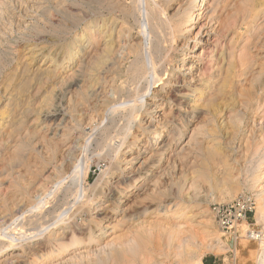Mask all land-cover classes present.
I'll return each mask as SVG.
<instances>
[{
	"label": "rangeland",
	"instance_id": "obj_1",
	"mask_svg": "<svg viewBox=\"0 0 264 264\" xmlns=\"http://www.w3.org/2000/svg\"><path fill=\"white\" fill-rule=\"evenodd\" d=\"M41 1H43L42 4L36 3L37 2L36 0H16V1L15 0H4V6L2 8V15H3L2 21L3 20L4 21L0 22L1 23L0 24V36H1L0 37V63H1V65L2 64L5 65V66L0 65V70H1V72H0V79H1L0 80V99L1 100H0V102H2V103L7 101L6 99H7L8 95L10 94L9 90L7 92H5L6 88H4L7 83L9 84V81L5 83L6 77L9 76L13 70H15L16 68L20 67V65H22V63H20V62L22 59L25 58V56H26V60L30 59L27 52L31 46H35L37 51L42 52L40 57L43 56L46 59L47 57H50V55H53L55 58L54 59L55 61L56 60L62 61L64 59L63 58V54L65 52L64 49L69 48L70 45L76 44V42L78 40H80L79 38L83 34L84 29H86L91 23H97V22L99 23L105 18H114V17H115L114 19L120 25L118 26L119 29H116L117 31L113 32V38L118 39L119 38V31L118 30L122 29V32L125 34L122 35L121 38H119V39L122 40L121 43H124V44L127 43L130 45H127V48H125V46L123 45L124 50L125 49L126 50L124 51L123 48L121 47V51L118 50V52H116L114 54L115 57L119 60H117L114 57V55L110 56L106 60L107 62L105 61V63H103L98 68L95 65V61L98 59V57L101 54V48L99 47L96 49L95 55L93 57L91 56L89 58L90 60H88V62H87V59H85L79 68H78V66L77 67L75 66V68L76 69L78 68V69L76 70L74 75H72L71 77H68L69 79L66 78L64 80V82H59V81H57V79L47 80V82L45 79L42 83H38V81L32 82L31 87H30L31 90L29 89V91H27L28 93L26 92V94H24L22 96V98H27V100L29 99V101H30V104H29L30 105V111L27 112L25 114V117H24L25 121H24L23 127H25V128L24 129L22 128L20 130L23 132L18 131L19 133L16 136L19 138V140L15 141L17 139V137H15L14 139L6 141L4 147L2 149H0V159L2 160V161L0 160V167H2L3 164L5 163L4 161H6V163L4 164V168L6 171L5 170L3 171V167L0 169L1 170L0 171V196L3 195V197H4V200H3V198L2 199L0 198V202H1L0 207L3 206L1 209H4L3 211L0 209L2 211V212H0V221H1V224L2 223L4 224V225L0 224L1 225V227H0V233H1L0 234V248H1L0 254L2 252V249H5V246L8 245L7 244L8 239H6L2 235L3 232H5V231H6L5 233H7V231H9L7 234H9V235L12 234L13 236L18 235L20 232L22 234H25V235L27 233L29 235L31 233L34 234V233H37V231H38L37 229L40 230V229L46 228V226H51L53 224L52 221L54 222L57 219L58 215L65 212V211H67V212L70 211L69 212L70 215L74 214L76 217H79L78 218L79 222L81 221V219H84L85 217H86L85 219H89L90 218L89 213L87 215V212H85V211H84V213H83V211L80 212L82 214V215L80 214L82 217L78 215L79 210H80V209H78V212L76 211V209L79 208V206H76V205H78V201H77L78 199L76 200L73 197H77L78 192L76 190L78 188H81V186L83 184L86 185L88 183H92L100 175V173H102L101 171L107 169L110 165V167L108 168L109 171L108 172L106 171V173L108 175H104V177H105L104 180L106 181V183L108 181H110L109 187L106 188L105 190L109 191V190L113 189V191H115V192L117 190L118 192L115 194L116 200L118 201V203L121 206L124 207V209H127L126 212L122 213V211H121L120 216L119 215L117 216V218L120 219L118 222L119 225L117 224V228L115 230V231H117V235L120 234V232L121 233H123V232L127 233L129 231H134V230L140 228L141 226L150 227L149 224H152V222L155 221L154 217H151L152 215L150 214V212L155 210L156 207L159 205L171 206V205L177 204L178 205L177 208H179V207L183 208L185 215L190 216V217L185 218V219L182 218L181 219L182 221L181 220L178 221V224L181 225L183 223L185 225L178 226V224H176V225L174 224L175 227H174V225H171L172 227H174L173 230H175V232L173 234H171L172 235L171 237H170V234H168V233H171V230H168L167 232L165 231V232H163V234L161 233V234H157L156 236H150L151 245L148 244V247L146 248V250H148L147 256H149V258H146V255H142V256L140 255L134 259V262L128 263V264H142L143 262L146 264L148 261L152 262V261H155L157 259L159 262H162L164 264H178V261H179L178 256L179 255L177 252H179L180 249L182 251H186V249H187V251L189 250L190 252L194 250L193 251L194 252L193 259H195L196 261L200 257V255H202L203 261L200 264H235L237 261L235 251L232 250L231 248H228V247H227V251L226 250L216 251L217 249L215 248V244L218 242L217 241L218 239H221L226 245L231 246L232 244H230V241H232L234 233L237 232L239 234H249L250 235V230H260V226L256 222V209H253V211L249 212V214L247 216V221L238 223L237 224L238 226L236 227V229H233L231 231L232 233L223 234L224 233L223 230L220 229V227L218 226L217 220H215L213 208L217 204L228 203V202L233 201V199H235L238 195H240L243 192L252 196V198L255 201V206H257L256 201L258 200V192H257V190H259L258 186L261 185L263 182L262 180H264V178H262V179L257 178L258 164H260L264 160V134H263L264 133V102H263L264 101V63H262V62H264V59H263L264 58V32L261 31V27L259 29L260 25L262 27H264V24H263L264 18L262 20L254 22L255 20L249 21V20L243 19V17H241V14H239V16L237 17V14H236L237 10H236V12H233V11H235V8H238L237 7L238 5H241L242 0L241 1L239 0L240 2L238 0H236L237 2H234V0H230V1L229 0H227V1L226 0H220L218 3V6L214 7L215 10L214 9H213L214 11L212 10L213 12L210 11V13L207 14L206 17L204 16L205 18L201 16L198 19L197 23H195L194 28L189 33H186V30L188 28L187 22L190 19L189 15L191 12L190 9L187 8V6L184 8V6L186 4H184L183 2H185L186 0H147V2H149L148 4L150 5V7H153V8H156L155 3L157 2L159 4L158 6L160 7L159 9L165 10V13L161 12V15L163 17V18L162 17L161 18L163 20H167L166 21L167 24L166 23L163 24L164 21L160 22L161 26L159 23L157 24L156 29L158 31L156 32V30L155 31L153 30V32H156V33L154 34L152 32L153 33L152 34L153 38H152V37H149L148 35L146 37L142 36L144 34L141 33V29L143 30V25L146 22V18L144 15L141 14V8L140 7H139L140 10H138L137 5L134 6L135 3H134V5H132V0L131 1L130 0H118V1L117 0H82V1L81 0H59V1L58 0H53V1L52 0H41ZM119 1L121 3H118ZM209 1H211V0H209ZM19 2H21V3L19 4ZM142 2L144 5V0ZM30 3H31V5H30ZM55 3H56V5H54ZM28 4L31 7H32V5L37 6L38 10L37 9L36 10L38 12L30 11L31 7H29ZM57 4H60V5L57 6ZM111 4L112 5L116 4V6H118V5H126L127 6L128 5V7L131 8L132 13L135 11V8H136L137 12L136 13L134 12L133 14L132 13L131 14H132V16L134 14H136V16L138 17L137 21L140 24L138 22L136 23V19H135V22H134V19H132V18H135L136 16L131 17V15H129L126 17L123 12L118 10L119 9L118 7L116 9L112 8ZM231 4L233 5L234 9H233V7H231L232 6ZM73 5H75V7ZM224 5H226L227 7ZM222 6L224 8H228V9H226V11H225ZM221 7L223 8L222 9L223 12L221 10ZM229 7H231L232 11H230ZM132 8H134V10ZM69 9H70V14H71V12H73V15L71 17L67 16V12H69L67 10H69ZM157 9H158V7H157ZM46 11H47V13H46ZM219 11H221V14ZM172 12H174V13H172ZM228 12H229V15H228ZM81 13H82V15H81ZM25 14H26V16H24ZM224 14H225V17H223ZM226 14L228 15V17L226 16ZM230 14H232V16ZM29 15L30 16L32 15V18L28 17ZM235 16L237 17V19L235 20L236 24L234 23L235 24V27H234L232 25H233ZM53 18H57V19H53ZM121 18H123V19H121ZM221 18L224 20V22H222V23L224 24L225 30H227V31H225L224 27L221 26L222 25L221 21H223ZM230 18L232 19L231 22H230V20H231ZM142 19H144V21ZM216 19L220 21V22L218 21L219 27L221 26L220 30L223 29L224 31H221V32L219 31L218 22ZM132 21L134 23H136L137 25L134 24ZM210 21H211V23H210ZM123 22L127 23L125 26L126 28H124V29L121 27ZM238 22H240V24ZM257 22L258 23L260 22V23L257 24ZM21 23H23V24H21ZM27 23H29V24H27ZM45 23H47V25H44ZM241 23H243V24H241ZM238 24L241 26H239ZM23 25H25V26H23ZM48 25H49V27H48ZM140 25H141V28H140ZM162 26L165 28L163 29ZM167 26H169L168 28H170V30H167L168 29V28H166ZM120 27H121V29H120ZM128 27H129V30L127 32ZM200 27H202V28H200ZM232 27H234V28H232ZM22 28H24V29H22ZM130 29L132 31H130ZM256 29L258 31L260 30L259 31L260 33ZM6 30H8V31L6 32ZM10 30L12 32H10ZM181 30H183L182 36H177V35H179ZM198 30H199V32H197ZM236 30H237V32H236ZM239 30H241V31L239 32ZM255 30H256V32H255ZM165 31L167 32V34H165L166 33ZM171 32H173V33H171ZM196 32H197V34H195ZM170 33H171V37H170V35H168ZM234 33L236 34L235 37H234V35H235ZM245 33H247L248 36ZM258 33H259V35L261 34L260 37L258 36ZM126 34H129L127 38L125 36ZM255 34H257V35H255ZM231 35H232V38H235L234 40L231 38ZM253 35H255V38L252 37ZM194 36H195V38H194ZM197 36L201 37V39L203 41L202 45L200 46L199 52L202 51V49L203 50L208 49L209 51L208 50L204 51L207 57L205 60H203L201 63H199V65H201V67H199L197 70L193 71V74L190 76V78H192V79H191V82L189 83L188 86L184 87L182 84H179V85H175V86L173 85V86L168 87V88H162L160 81L158 80V82H157L156 81L157 79L155 80V78H153L150 75V73L143 74L145 76V78H144V76H141V75H139V76L137 75L138 78H137V76H134V71H133L134 69H133V63L132 62L135 61L134 60V59H136V58H134V57H136L135 52H138V50L141 49L140 52L141 53L144 52V54H146V57L149 56L147 54L148 50H151L152 52L154 51L153 57L158 59V60H156V63L158 62L157 63L158 66L160 64V66L158 67V68H160V67H163L162 65L164 63V60H165V64L168 62V58L171 55H174L178 52L180 54H186L187 55L188 49L190 48V46H188V44L193 46L194 42H195L194 40L197 39L196 38ZM189 37L191 39H189ZM239 37H240V39H238ZM242 37H243V39H242ZM245 37H247V38H245ZM249 37H251V38H249ZM46 38H48V39H46ZM154 38H156V39H154ZM230 38L232 39V41L234 43L233 45L231 44ZM252 38L254 39V41ZM127 39H129V41ZM247 39L248 40L252 39V40L247 41ZM35 40H37V42ZM140 40H142V41H140ZM240 40H242V41H240ZM137 41H139V43ZM219 41L221 44L219 43ZM256 41H257V43H255ZM251 42H253V43H251ZM134 43H135V45H134ZM214 43L216 46L213 45ZM247 43H248V45H247ZM82 44H84V43H82ZM145 44H146V46H145ZM251 44H253V45H251ZM45 45H47V46H45ZM244 45H246V46H244ZM74 46H76V45H74ZM132 46H134V49L136 50L135 52L130 50ZM154 46L155 47L157 46V48H156L157 50H158V47H161V48H159L160 51H158L157 54H155L156 49ZM227 46H229V47H227ZM231 46H234V48H232ZM251 46L253 47L252 49L250 48ZM80 48L84 52L87 50L88 47H87V45L86 46L83 45ZM196 48L194 49V51L196 50ZM212 48H214V49H212ZM220 48L222 49V53H220L219 60H221L225 56L224 58L227 61V63H225L226 66L224 65V66H222V68L220 67L219 69H221V71L218 68L213 67L214 71H212L213 69L211 68L212 67L211 64L215 62L214 59L216 58V56L214 53L213 54L214 57H213L211 52H214V50H216V49H217V52H220L219 51V50H221ZM230 48H231V51H229ZM119 52H122V54ZM223 52H224V54H223ZM167 53H169V54H167ZM244 53H248L249 55L251 54V56L246 57V54H244ZM48 54H50V55H48ZM232 54L234 57L232 56ZM155 55H158L157 56L158 58ZM230 55L233 58L230 57ZM242 55L244 56L245 59L243 58ZM40 57H37L32 64L34 65V64L39 63L41 60ZM241 57L243 58V60H246L247 58H251V59L247 60L248 61L247 63H245L246 61H241L242 62L241 63L240 62V59L242 60ZM160 58H161L162 62L160 61ZM234 59H236V62H234L235 61ZM64 60H66V59H64ZM79 60H80V58L78 59V61ZM91 60H92V62H91ZM120 60H121V62H119ZM189 60H190V58L187 59L185 62H183V65L184 64L190 65ZM147 63H149V60H147ZM233 63H234V65H233ZM237 63L239 64V66H237L238 65ZM240 63L241 64L245 63L246 65L245 64L241 65ZM248 63H249V65H248ZM218 64H220V61H218ZM229 64L232 65V68L230 71L231 75H230V84H229L231 87L229 85L227 86L228 89L225 90L224 95H221L220 99H222V100H220L219 103L217 102L216 106L211 107L209 109L207 108V110L205 108V110H206L205 111L204 108L201 107V105L203 103L195 100L194 98H197L200 95V93H199L200 91L206 90V88H205L206 82L208 83L209 81H215L216 84H219V82H221L225 78V75L223 76L224 78L222 77V75L225 73L227 75V70H226L227 68L226 67H228ZM255 64H256V66H255ZM65 65H66V62H64L63 65H59V67H61V69H63L65 67ZM130 65H132V67H130ZM206 66L208 69H211L212 72L210 71V73H209V70L206 68ZM240 66H244V67H240ZM129 67H130V70H129ZM181 67H183V66H181ZM181 67H178V68H181ZM204 67L207 71L204 69ZM83 68L85 69V71ZM150 68H152V66L149 63V70H150ZM224 68H225L226 72H225ZM258 69H260V70H258ZM174 70H175V68L172 69L171 73L172 72L174 73ZM222 70H223V72H222ZM205 72L209 73V75ZM216 72H218V73L216 74ZM243 72H244V75H243ZM253 72L255 75H253ZM251 73L253 76L251 75ZM237 74H242V75H240V77H236ZM147 75H148V77H147ZM218 76L220 78H218ZM130 78L134 79L137 82H135L134 80L132 81ZM190 78H189V80H190ZM233 78H234V80H232ZM127 79H129V80H127ZM140 79H142V80H140ZM253 79H254V81H253ZM149 80H150L151 84L149 83ZM96 81H98V82H96ZM143 81H145V82H143ZM151 81L153 82V85H152ZM248 81H249V83H248ZM138 82H139V85H137ZM203 82H205V83H203ZM105 83H106V85H105ZM120 83H121V85H120ZM39 84H40V86H39ZM238 85L239 86L242 85V86L239 87ZM37 86H38V88H37ZM53 86H54V88H53ZM122 86H123V88H122ZM137 86H138V89H137ZM148 86H149V89H148ZM134 87H136L135 89H137V91L134 89ZM48 88H50V92L48 91L49 90ZM145 88L148 89V92L150 95L149 94L147 95L148 92L147 93L145 92V91H147ZM236 88L238 91L236 90ZM86 89H87V91H85ZM119 89H120V91H119ZM34 90H36V92H34ZM157 90H159V91H157ZM167 90H168V92H167ZM170 90L172 93L170 92ZM74 91L76 92L77 95L74 93ZM118 91L121 92V94H119ZM150 91H151V93H150ZM240 91L243 93V95L240 93ZM131 92L132 93L134 92V93L132 94ZM182 92H186V95L183 96ZM15 93L16 92H14V94ZM225 93H226V95H225ZM43 94H44V96H43ZM107 94H108V96H107ZM142 94L144 95L143 97H145V100L151 102L150 104H147L145 106H143L141 104V97L142 96L140 97L139 95H142ZM163 94L166 96L170 95L169 96L170 100L166 101L167 103L159 98L160 96H164ZM254 94H255V96H254ZM112 95H114V96L112 97ZM117 95H119L120 98H122V99L117 97ZM145 95H147V96H145ZM192 95H194V97ZM214 95H212V96H214ZM227 95H229V97ZM240 95L242 98H240ZM70 96H71V98H69ZM127 96H129L130 98ZM138 97H140V98H138ZM245 97H247V99H245ZM135 98L137 101L134 100ZM131 99H133V100H131ZM237 99H238V101H237ZM120 100H122V101L120 102ZM129 100H130V102H127ZM180 100H183V103L181 105H178L177 102ZM243 100L244 101L248 100V101L243 102ZM68 101H69V103H68ZM138 101H140V103ZM218 101H219V99H218ZM221 101H222V104H221ZM123 102H124V104H122ZM2 103L0 104V108L3 107ZM71 104H72V106H71ZM131 104H133V105H131ZM115 105L119 106V107H116ZM123 105H125V106H123ZM257 105H258V107H257ZM110 106H112V107H110ZM154 106L159 107L160 110L156 109V111H152V107L154 108ZM259 106L261 107L260 109H259ZM70 107H72V108H70ZM186 108L188 110H186ZM202 108H203V111H202ZM39 109H40V113H39ZM107 109L109 110V112ZM162 109H164L167 112L169 110H170V112L173 111L172 112L173 116L171 118L173 121H175L176 126H178L180 128H182L184 126L182 128L183 129V141H181V144L178 147V150L180 149V153L177 154L178 156H175L172 159H169L167 161H162V163L160 162L161 165H159V167L156 168L154 172L160 171L161 168H165V166L166 165L167 166L165 169H163V171H161V173H159L160 174L158 176L159 178L158 177L154 178L157 182H154V179L151 182L146 181V183L143 184L144 188L140 191H137L136 192L137 194L133 193L129 197H123L124 193H126V192H124V189L122 187V185L124 186V182L121 183V186L118 185L120 189H118V188L116 189L113 187V182L116 181L115 177H116V175H118L120 173L119 170H121L120 160L115 158L116 152L112 151V153H111L112 155L110 156V154L108 152L105 153V150L107 149V146H109V143H111L110 147L112 146L111 148L114 149L115 144H116L117 140H119L120 135H121V138L127 137L129 139V142H131L133 140V138L131 136H132V134H134L135 132L138 131V128H140L139 126H141V124H143L152 115L153 112H154L153 115L156 116V113L159 111L162 112ZM231 110H232V112H231ZM258 111H259V113H258ZM72 112H73V114H72ZM205 112H206V114H205ZM220 113H221V115L219 116ZM125 114H126V116H125ZM186 114H188V115L186 116ZM131 116H132V118H131ZM192 116H195V117L191 118ZM182 118H184V119H182ZM71 121L75 125L71 124ZM151 121L152 122L150 123L149 127H147V128H149V130L152 131L155 128L154 126L158 125V119L156 117H153L151 119ZM50 123H52V124H50ZM63 123H65V126ZM125 123H126V125H124ZM73 125H74V127H73ZM33 126L34 127L38 126L37 130L35 132L33 130L34 129ZM196 126H198L200 128H198V130H196L197 129ZM28 127H29V130L26 129ZM55 128H56V130H55ZM120 129H121V131H120ZM74 130H75V132H74ZM193 130H194V132H195V130L197 131V132H195V135L193 134L194 132H192ZM232 130H233V132L234 131L235 132L233 133ZM76 131H77V134H76ZM26 132H27L28 137L25 136ZM38 132H39V134H38ZM61 132H63L62 135H61ZM119 132H121V133L119 134ZM74 133H75V136H74ZM196 133L198 136L196 135ZM55 134H56V136L57 135H59V136L58 137H52V135L54 136ZM89 134L92 136H90ZM116 134H117V136H115ZM189 134L190 135L193 134V137L190 136ZM79 135H80V137L82 136L81 139H79ZM174 135H176V131L171 134V136H174ZM106 137H107V139H106ZM108 137H109V139H108ZM114 137H116V139ZM189 137H191V138H189ZM52 139H54L53 140L54 142L51 141ZM113 139L116 141H114ZM191 139H193V140H191ZM55 140L59 141V143H56L57 145H55ZM81 140H82L83 144L81 143ZM97 140L102 145H104V147H105L104 149L103 148L101 149L100 146H98L99 143H97L98 142ZM104 140H106L105 141L106 144H105ZM64 141H67V142L70 141V143L71 144L73 143L72 145L75 147H73V149L71 148L70 150H63V148L66 149V146H64L63 148L62 147L59 148V145L61 143L63 145ZM88 142H89V144H87ZM34 143H35V146H34ZM18 144L22 145L25 152L28 151L26 153L27 154L26 158H28L29 160H33L36 158L35 161L36 160L43 161L47 164L49 169L46 168L45 170H43V168H42L43 166H40L42 164L40 163V165H39V164H37V162H35V167H37L36 169H38L37 179L39 180L40 183H42V184H40L38 182L39 187L36 185L37 186L36 188L38 191L36 190V188L34 186L33 187L31 186L28 189L22 190L20 193L17 192L15 194L16 195L15 196L11 192L10 186L12 184L11 182H12L13 178H15L16 175H18L16 171L19 172L18 168H20V166L18 164L19 163L18 161L11 162L9 160L10 155H11L9 153H11L12 149H14V146H16ZM81 144L83 146H85V148ZM79 145L81 147H83L82 148V149H84L83 151H81L82 150L81 147H78L80 149L76 148ZM102 145H101V147H103ZM205 146H206V151L204 150ZM216 146H218V147H216ZM110 147L108 149H111ZM86 148L88 149V151L85 150ZM44 149H46V150H44ZM74 149H77V150H74ZM71 150L72 151L74 150L75 152H77V155L74 151L71 153L70 152ZM106 151L111 152L110 150H106ZM4 152L5 153L7 152V153L5 154ZM43 152H44V154H43ZM81 152H82V154H80ZM87 152L89 155L86 154ZM184 152H187V153L183 154ZM2 153H4L5 155ZM48 153H49L50 157H49V155H47ZM7 154L9 155L8 156L9 158L6 156ZM31 154H32V156H30ZM107 154H109V155H107ZM180 154H182V155H180ZM206 154H209V156L207 157ZM65 155H67V156L70 155V156L65 157ZM149 155L150 154H147L146 156H149ZM2 156H4V157H2ZM81 157H84V158H81ZM88 157H89V159H88ZM112 157L114 160L112 159ZM160 157L156 156L155 159H153L152 161H149L150 164L152 165V164H156L157 162H159L157 160H159ZM177 157H179V158H177ZM69 158L74 161L73 164L71 163L72 160L70 161ZM64 159H65V161H64ZM75 159H77V160L79 159V160L77 162H75ZM84 159H88V160L85 161ZM67 160H69L70 162ZM82 161L84 163L85 162L87 163L86 166L85 165L83 166L84 163L82 164ZM112 161H114V162H112ZM60 162H62V164H59ZM63 162H64V164H63ZM89 162H90V165H89ZM167 162H168V164H167ZM57 163H58V165H57ZM69 163L71 164V165H69L70 167L68 166ZM218 163H219V165H218ZM59 165H61L62 167ZM73 165H75V166L73 167ZM57 166H59L61 169ZM76 166L81 168L79 170V171H82L81 174L78 171H77L78 173L76 171H74V170H77ZM150 166L144 165L142 170L145 171V168L150 167ZM219 169H220V173H219ZM46 170H47L46 174L48 176L45 173H43ZM66 170H67V172H66ZM72 171H74V172H72ZM164 171H166V173ZM261 171H263V169H261ZM5 172H6V174H5ZM20 172H22V171H20ZM50 172H51V174H50ZM222 172L224 175H222ZM15 173H16V175H14ZM54 173H55V176L56 175H58V176L54 177V175H52ZM22 174H23V172H22ZM71 174L72 175L75 174L76 176L78 175L77 178L79 177V175H80V177H79V179L73 180L74 177ZM4 176L7 177V178L5 177L6 179H8L7 181L4 178ZM44 176H45V178H44ZM46 176L49 178H47ZM81 176H83L84 179ZM136 176H138V175H135V177ZM220 176H221V178H220ZM262 176H264V174ZM85 177H86V179H85ZM62 179H64V180L66 179V181H64ZM134 179L135 178H132L131 180L133 181ZM157 179H159L162 182H160ZM23 180H25V179H23ZM232 180H235V181H232ZM73 181H74V183H73ZM223 182H225V183H223ZM66 183H68V184H66ZM55 185L56 186L58 185L57 187H59V188L57 189V187H55ZM78 185H80V186L78 187ZM158 185H159V187H158ZM228 185H230L231 187ZM51 186H52V188H51ZM72 186L73 187L77 186V187L73 188ZM234 186H236V187L241 186V187L239 188V190L237 189L238 191L236 192V191H233V189H232V187H234ZM71 188H72V190H71ZM51 189H52V191H51ZM54 189H55V192H54ZM149 189L151 190V192ZM70 190H71V192L75 191L77 194L75 192H73V193H75L73 196V194L70 192ZM154 190H156V191H154ZM47 191H48V193L51 192L52 194L49 193L50 195L48 196V194L46 193ZM142 191L145 192V194H147V195L144 196ZM185 191H186V193H185ZM187 192H189V193L191 192V193L187 194ZM232 192H235V193H232ZM35 193L39 194V196H40V197L38 196L39 199H38V197L35 198L37 196V194H35ZM94 193L90 192L88 194H90V196L91 195L93 196ZM98 193H99V191H97L96 194H98ZM5 194H6V196H5ZM65 194H67L66 195L67 197H65ZM71 194H72V196H71ZM138 194H142V195L139 196ZM100 195H101V193H100ZM137 195L139 196L140 199L137 198L135 200L134 198ZM8 196H10L13 201L15 198H16V200L18 199L19 202L16 200L14 202H12L10 197H8ZM25 196H28V198ZM19 197H20V199H19ZM49 197H51V199ZM68 197H71V198H68ZM32 199H33V201H31ZM66 199L68 201H66ZM1 200H3V201H1ZM9 201H11L12 204H11V202L9 203ZM20 201H22V202L25 201V204L21 203ZM38 201L39 202L41 201V204L43 201V204L45 203V205L41 206V204H40V209L38 211L31 210V206L33 205L32 202L36 203ZM61 201L64 202V206H62L63 204L61 203ZM69 201L72 203L69 204L70 203ZM74 201L76 204H74ZM2 202H4V204H2ZM20 203L22 204L21 206L19 205ZM129 203H130V205H129ZM6 204L11 205V206L6 208ZM73 204H74V206H73ZM4 205H5V208H4ZM58 206H60V207H58ZM70 206H71V209H70ZM130 206H132V209H130ZM13 207L18 212L20 210L21 211L19 213L17 211H14V210L11 211V208L14 209ZM147 208H148L147 214L143 215V216H146V218L142 216V217L135 220V216L137 215V213H142V211H144ZM55 209H56V211H55ZM129 209H130V212L128 211ZM5 211H6V213H5ZM13 211H14V213H13ZM74 211L77 213H74ZM29 212H33V213L35 212V213L33 214V213H29ZM1 213L3 216L1 215ZM21 214H22V216H21ZM123 214H126L127 217L130 216L131 220H129L128 222H131V221L132 222L131 223L126 222L123 218V216H125V215H123ZM23 215H24V217H23ZM3 217H4V219H6V218L7 219L4 220V219H2ZM17 217L18 218L20 217L22 219L20 220ZM132 217L134 220L132 219ZM148 217H151V219ZM15 218H16V220H15L16 222L14 221ZM17 219L20 221H18ZM38 219H40V220L38 221ZM143 219H146V220H143ZM3 220L5 222H3ZM22 223L23 224L25 223V225H23ZM123 223H125V226ZM5 226H7V227L5 228ZM171 226L169 225V227H171ZM124 228L126 230H122ZM3 229H5V231H3ZM177 229L182 230L183 232L179 234V232H176ZM11 230H13V231H11ZM30 230H32L31 233H30ZM159 230H160V232H162V231H164V228H162V226L161 227L158 226L157 231H159ZM28 234H27V236H29ZM132 235L133 234H130L129 236L131 237ZM114 236L115 235L113 234L112 236L108 237V240L106 239V242H102L99 245H94V246H90V247H87V246L82 247L80 249L81 252L76 254V256L77 257L81 256V257L86 258V260H87L86 264H95V261H94L95 258H96L95 260H97L100 257H102L103 255H104V257L106 256L107 253L103 252L104 254H102V251L107 252V250L110 248L111 244L116 245L119 243V240H115ZM2 240L4 241V243L2 242ZM5 240H6V242H5ZM180 240L182 242H178ZM109 241H111L112 243H110ZM203 241H205V242H203ZM106 243H109V244H106ZM185 243H187V244H185ZM182 244L184 245L183 247L180 246ZM58 245H59V242L56 241V242H53L52 244H50L49 246H58ZM153 248L155 250L153 252H151V250ZM82 249H83V251H82ZM176 249H177V251L175 252ZM149 252H151L152 254ZM93 255H95V256H93ZM69 256H72V257H69ZM76 256L75 255H68L67 257L69 259L67 257L62 258V259L60 258L58 260L44 259L42 261V263H40V264H52V263L54 264L55 262L58 263L60 261L65 262V263L66 262L69 263L70 260L71 261L75 260ZM175 257L177 259L176 261H175ZM1 258H3V257H0V264H4L3 262L7 258H5V259L3 258V260ZM64 259H65V261H64ZM29 260H32V259L30 258ZM28 262H30V261H28ZM187 263L188 262H186L185 264H187ZM5 264H6V262H5ZM7 264H9V263H7ZM106 264H112V263H111V261H108ZM197 264H199V263H197Z\"/></svg>",
	"mask_w": 264,
	"mask_h": 264
},
{
	"label": "bare ground",
	"instance_id": "obj_2",
	"mask_svg": "<svg viewBox=\"0 0 264 264\" xmlns=\"http://www.w3.org/2000/svg\"><path fill=\"white\" fill-rule=\"evenodd\" d=\"M16 1V0H15ZM37 2L36 3H40V4H42L43 3V1H41V0H36ZM53 1V0H52ZM59 1V0H58ZM82 1V0H81ZM118 1V0H117ZM116 1V2H117ZM131 1V0H130ZM143 0H132V5H134V3H135V5L134 6H136L137 5V9L138 10H140L139 9V7L141 8V14L142 15H144L145 16V18H146V22H145V24L143 25V30L141 29V33L142 34H144V35H142L143 37H146L147 35L149 36V37H152V34L154 33H156L158 30L156 29V26H157V24L159 23L160 24V22H163V24L164 23H166L167 24V20H163L162 18V15H161V12H164L165 13V10L164 9H159L160 7L158 6L159 4L156 2L155 4H156V8H153V7H150V5L148 4L149 2H147V0H144V5H143V2H142ZM219 1L220 0H211V1H209V0H186L185 2H183L184 4H186L185 6H184V8L187 6V8H189L190 9V15H189V17H190V19L188 20V24H187V26H188V28H187V30H186V33H189L193 28H194V26H195V23H197V21H198V19L202 16V17H206L207 16V14H209L210 13V11L211 12H213L215 9H214V7H217L218 6V3H219ZM227 1V0H226ZM230 1V0H229ZM239 1V0H238ZM241 1V0H240ZM239 1V2H240ZM25 2V1H24ZM55 2V1H54ZM110 2V1H109ZM181 2V3H182ZM225 2V1H224ZM234 2H237L236 0H234ZM233 2V3H234ZM21 2H19V4H20ZM62 3V2H61ZM64 3V2H63ZM75 3V2H74ZM118 3H121L120 1L118 2ZM180 3V2H179ZM231 3V2H230ZM35 4V3H34ZM52 4V3H51ZM79 4V3H78ZM117 4V3H116ZM116 4L114 5H112V8H119L118 10L119 11H121V12H123L124 14H125V16L127 17V16H129V15H131V17H135L136 16V14H134L133 16H132V14L135 12H137L136 11V8H135V11L132 13L131 12V8H129L128 7V5L126 6V5H118V6H116ZM227 4V3H226ZM229 4V3H228ZM238 4V3H237ZM236 4V5H237ZM11 5V4H10ZM26 5V4H25ZM30 5H31V3H30ZM54 5H56V3L54 4ZM58 5H60V4H57V6ZM139 5V6H138ZM232 5V4H231ZM235 5V4H234ZM3 6H4V0H0V22L2 21V18H3V15H2V8H3ZM17 6V5H16ZM28 6H29V4H28ZM42 6V5H41ZM74 7H75V5H73ZM72 6V7H73ZM82 6V5H81ZM85 6V5H84ZM224 6H226V5H224ZM229 6V5H228ZM6 7V6H5ZM29 7H31V6H29ZM101 7V6H100ZM107 7V6H106ZM157 7H158V9H157ZM179 7V6H178ZM177 7V8H178ZM223 7V6H222ZM221 7V10L224 8H222ZM227 7V6H226ZM231 7H233V5L231 6ZM231 7H229L230 8V11H232L231 10ZM238 8H235V11H233V12H236V10H237V12H236V14H237V17L239 16V14H241V17H243V19H245V20H249V21H251V20H255L254 22H256V21H259V20H262L263 18H264V0H242V3H241V5H238L237 6ZM17 8V7H16ZM38 7L37 6H35V5H32V7L30 8V11H32V12H34V11H36V12H38L37 9ZM14 9V8H13ZM37 9V10H36ZM41 9V8H40ZM102 9V8H101ZM133 10H134V8H132ZM214 9V10H213ZM226 9H228V8H224V10L226 11ZM233 9H234V7H233ZM28 10V9H27ZM132 10V11H133ZM160 10V11H159ZM213 10V11H212ZM5 11V10H4ZM18 11V10H17ZM21 11V10H20ZM44 11V10H43ZM67 11H69V12H67V16H69V17H71L72 15H73V12H71V14H70V9L69 10H67ZM172 11V10H171ZM170 11V12H171ZM7 12V11H6ZM29 12V11H28ZM56 12V11H55ZM220 12V14H221V11H219ZM222 12H223V10H222ZM46 13H47V11H46ZM80 13V12H79ZM132 13V14H131ZM172 13H174V12H172ZM225 13V12H224ZM227 13V12H226ZM232 13V12H231ZM19 14V13H18ZM21 14V13H20ZM27 14V13H26ZM26 14L24 15V16H26ZM34 14V13H33ZM219 14V13H218ZM233 14V13H232ZM232 14H230L231 16H232ZM28 15V14H27ZM47 15V14H46ZM81 15H82V13H81ZM228 15H229V12H228ZM228 15L226 14V16L228 17ZM6 16V15H5ZM37 16V15H36ZM213 16V15H212ZM28 17H31L32 18V15L30 16H28ZM42 17V16H41ZM40 17V18H41ZM47 17V16H46ZM162 17V18H161ZM204 17V18H205ZM223 17H225V14L223 15ZM237 17L235 16V18H234V22H233V25L232 26H234L235 27V20L237 19ZM8 18V17H7ZM6 18V19H7ZM49 18V17H48ZM115 18V17H114ZM114 18H105V19H103L101 22H97V23H91L86 29H84V32H83V34L81 35V37L79 38L80 40H78L77 42H76V44H74V45H76V46H74V45H70V47L69 48H67V49H64V54H63V58L64 59H66V60H54L55 58H54V56L53 55H50V54H48V55H50V57H47L46 59L43 57V56H41L40 57V55L42 54V52H39V51H37V49H36V47L35 46H31L29 49H28V55H29V57H30V59H28V60H26V56H25V60L24 59H22L21 60V62L20 63H22V65H20V67H18V68H16L15 70H13L12 72H11V74L9 75V76H7L6 77V81H5V83L6 82H8L9 81V84L7 83L6 84V86L4 87V88H6L5 89V92H7L8 90H9V92H10V94L8 95V97H7V101L6 102H0V104L2 103L3 104V107L2 108H0V149H2L3 147H4V145H5V142L6 141H9V140H11V139H14L15 137H17L16 135L19 133L18 131H20L22 128L24 129L25 127H23V124H24V121H25V114L27 113V112H29L30 111V101H29V99L27 100V98H22V96L24 95V94H26V92L27 91H29V89L31 90V84H32V82H37L38 81V83H42L45 79H46V82H47V80H53V79H57V81H59V82H64V80L66 79V78H68V77H71L72 75H74L75 74V72H76V70L81 66V64H82V62L85 60V59H87V62H88V60H90L89 58L92 56H94L95 55V51H96V49L97 48H101V54H100V56L98 57V59L95 61V65L99 68V66H101L103 63H105V61L110 57V56H113L116 52H118V50H120L121 51V47L123 48V50H124V47H123V45L125 46V48H127V45H130V44H127V43H121L122 42V40L121 39H119V38H121V36L122 35H124L125 33H123L122 32V29H121V27L124 29V28H126L125 26H126V24L127 23H125V22H123V24L121 25V27H120V29L121 30H118L119 31V38L118 39H115V38H113V32L114 31H117L116 29H119L118 28V26L120 25ZM143 18V17H142ZM17 19V18H16ZM24 19V18H23ZM53 19H57V18H53ZM121 19H123V18H121ZM132 19H134V22H135V19H136V23L138 22L137 21V19H138V17L136 16L135 18H132ZM222 19V18H221ZM225 19V18H224ZM231 19V18H230ZM8 20V19H7ZM19 20V19H18ZM143 21H144V19H142ZM141 20V21H142ZM217 20V19H216ZM223 20V19H222ZM4 21V20H3ZM2 21V22H3ZM29 21V20H28ZM208 21V20H207ZM214 21V20H213ZM219 20H217V22H218ZM226 21V20H225ZM232 21V19L230 20V22ZM21 22V21H20ZM64 22V21H63ZM133 22V21H132ZM133 22V23H134ZM220 22V21H219ZM219 22H218V27H219ZM222 22H224V20L223 21H221V26L222 27H224V24L222 23ZM243 22V21H242ZM11 23V22H10ZM42 23V22H41ZM58 23V22H57ZM136 23H134V24H136ZM139 23V22H138ZM142 23V22H141ZM203 23V22H202ZM210 23H211V21H210ZM235 23V24H234ZM239 24H240V22H238ZM250 23V22H249ZM260 23V22H259ZM258 22H257V24H259ZM263 23V22H262ZM1 24V23H0ZM21 24H23V23H21ZM25 24V23H24ZM27 24H29V23H27ZM33 24V23H32ZM68 24V23H67ZM140 24V23H139ZM180 24V23H179ZM183 24V23H182ZM201 24V23H200ZM238 24V25H239ZM241 24H243V23H241ZM264 24V23H263ZM9 25V24H8ZM44 25H47V23H45ZM137 25V24H136ZM237 25V26H238ZM23 26H25V25H23ZM62 26V25H61ZM83 26V25H82ZM160 26H161V24H160ZM165 26V25H164ZM177 26V25H176ZM181 26V25H180ZM203 26V25H202ZM215 26V25H214ZM220 26V27H221ZM239 26H241V25H239ZM238 26V27H239ZM3 27V26H2ZM48 27H49V25H48ZM65 27V26H64ZM63 27V28H64ZM169 26H167L166 28H168ZM219 27V31L221 32V31H224L225 30V27H224V30L222 29V30H220L221 28ZM234 27H232V28H234ZM257 27V26H256ZM260 27H261V31H263L264 32V27H262L261 25L259 26V29H260ZM4 28V27H3ZM60 28V27H59ZM72 28V27H71ZM140 28H141V25H140ZM162 28L164 29L165 27H163L162 26ZM200 28H202V27H200ZM237 28V27H236ZM16 29V28H15ZM14 29V30H15ZM22 29H24V28H22ZM184 29V28H183ZM258 29V28H257ZM256 29V30H257ZM263 29V30H262ZM18 30V29H17ZM49 30V29H48ZM59 30V29H58ZM62 30V29H61ZM128 30H129V27L127 28V32H128ZM153 30L155 31L156 30V32H153ZM167 30H170V28H168ZM201 30V29H200ZM242 30V29H241ZM241 30H239V32L241 31ZM256 30H255V32H256ZM8 30H6V32H7ZM20 31V30H19ZM31 31V30H30ZM53 31V30H52ZM124 31V30H123ZM130 31H132L131 29H130ZM143 31V32H142ZM225 31H227V30H225ZM235 31V30H234ZM258 31V30H257ZM260 31V30H259ZM258 31V32H259ZM10 32H12L11 30H10ZM135 32V31H134ZM153 32V33H152ZM166 32V31H165ZM164 32V33H165ZM197 32H199V30L197 31ZM197 32L195 33V34H197ZM205 32V31H204ZM236 32H237V30H236ZM245 32V31H244ZM253 32V31H252ZM262 32V33H263ZM76 33V32H75ZM171 33H173V32H171ZM171 33L170 34H168V35H170V37H171ZM182 33H183V30H181L180 31V33H179V35H177V36H182ZM226 33V32H225ZM233 33V32H232ZM260 33V32H259ZM259 33H258V36L260 37V35H259ZM52 34V33H51ZM158 34V33H157ZM165 34H167V32L165 33ZM235 34V33H234ZM244 34V33H243ZM246 35H247V33H245ZM10 35V34H9ZM59 35V34H58ZM64 35V34H63ZM80 35V34H79ZM78 35V36H79ZM128 35L129 34H126L125 36H126V38L128 37ZM221 35V34H220ZM228 35V34H227ZM250 35V34H249ZM255 35H257V34H255ZM255 35H253L252 37L253 38H255ZM7 36V35H6ZM65 36V35H64ZM69 36V35H68ZM155 36V35H154ZM218 36V35H217ZM216 36V37H217ZM236 36V34L234 35V37ZM243 36V35H242ZM248 36V35H247ZM1 37V36H0ZM39 37V36H38ZM156 37V36H155ZM221 37V36H220ZM229 37V36H228ZM258 37V38H259ZM153 38V37H152ZM194 38H195V36H194ZM197 39H195L194 41V45L193 46H191V45H189L188 44V46H190V48L188 49V53H187V55L186 54H180L179 52L178 53H176V54H174V55H171L169 58H168V62L165 64V60H164V63H163V67H160V68H158L159 66H160V64H159V66H158V62L156 63V60H158V59H156V58H154L153 56H154V54H153V52L151 51V50H148V57H146V54H144V52H140L141 51V49L140 50H138V52H135L136 50L134 49V46H132L131 47V49L130 50H132L133 52H135L136 53V57H134V58H136V59H134L135 61H133L132 63H133V71H134V76H139V75H141V76H144L143 74H148V73H150V75L153 77V78H155V80L158 82V80L160 81V83H161V85H162V88H168V87H171V86H175V85H179V84H182L184 87L185 86H188L189 85V83L191 82V79L192 78H190V76L193 74V71L194 70H197L199 67H201V65H199V63H201L203 60H205L206 59V54H205V52L204 51H206V50H208V49H206V50H203L202 49V51H200L199 52V49H200V46L202 45V43H203V41H202V39H201V37H199V36H197L196 37ZM231 38H232V35H231ZM230 38V39H231ZM245 38H247V37H245ZM249 38H251V37H249ZM252 38V39H253ZM45 39V38H44ZM46 39H48V38H46ZM51 39V38H50ZM134 39V38H133ZM154 39H156V38H154ZM167 39V38H166ZM189 39H191L190 37H189ZM229 39V40H230ZM233 40L235 39V38H232ZM232 39H231V44L233 45L234 43H233V41H232ZM238 39H240V37L238 38ZM242 39H243V37H242ZM252 39H247V41H250V40H252ZM52 40V39H51ZM128 41H129V39H127ZM146 40V39H145ZM260 40V39H259ZM36 42H37V40H35ZM140 41H142V40H140ZM187 41V40H186ZM240 41H242V40H240ZM245 41V40H244ZM246 41V42H247ZM253 41H254V39H253ZM34 42V41H33ZM64 42V41H63ZM136 42V41H135ZM138 43H139V41H137ZM144 42V41H143ZM155 42V41H154ZM205 42V41H204ZM245 42V43H246ZM260 42V41H259ZM82 43H84V44H82ZM208 43V42H207ZM217 43V42H216ZM219 43H220V41H219ZM241 43V42H240ZM250 43V42H249ZM251 43H253V42H251ZM255 43H257V41L255 42ZM61 44V43H60ZM132 44V43H131ZM148 44V43H147ZM157 44V43H156ZM162 44V43H161ZM173 44V43H172ZM193 44V43H192ZM221 44V43H220ZM229 44V43H228ZM230 44V45H231ZM239 44V43H238ZM260 44V43H259ZM86 46L87 45V50L86 51H84L83 52V50H81V46ZM134 45H135V43H134ZM150 45V44H149ZM198 45V46H197ZM214 46H216L215 45V43L213 44ZM247 45H248V43H247ZM251 45H253V44H251ZM256 45V44H255ZM45 46H47V45H45ZM94 46V47H93ZM143 46V45H142ZM145 46H146V44H145ZM158 46V45H157ZM157 46L155 47V49L157 48ZM212 46V45H211ZM210 46V47H211ZM213 46V47H214ZM224 46V45H223ZM235 46V45H234ZM234 46H231L232 48H234ZM244 46H246V45H244ZM136 47V46H135ZM153 47V48H154ZM163 47V46H162ZM182 47V46H181ZM197 47V48H196ZM219 47V46H218ZM227 47H229V46H227ZM236 47V46H235ZM51 48V47H50ZM137 48V47H136ZM148 48V47H147ZM146 48V49H147ZM159 48H161V47H158V50L156 49L155 51H156V53L155 54H157L158 53V51H160L159 50ZM196 48V50L194 51V49ZM216 48V47H215ZM251 49L253 48L252 46L250 47ZM249 48V49H250ZM145 49V50H146ZM212 49H214V48H212ZM221 49V48H220ZM248 49V48H247ZM126 50V49H125ZM124 50V51H125ZM129 50V51H130ZM211 50V49H210ZM128 51V50H127ZM209 51V50H208ZM212 51V50H211ZM220 52H217V49L216 50H214V52H211L212 53V56H213V54L215 53V56H216V58L214 59L215 60V62L214 63H212L211 64V68L213 69V67L215 68H222V66H224L225 65V63H227V61L225 60V56L221 59V60H219V57H220V53H222V49L221 50H219ZM226 51V50H225ZM224 51V52H225ZM229 51H231V48H230V50ZM248 51V50H247ZM26 52V51H25ZM131 52V51H130ZM224 52H223V54H224ZM119 53H121L122 54V52H119ZM160 53V52H159ZM170 53V52H169ZM169 53H167V54H169ZM194 53V54H193ZM208 53V52H207ZM226 53V52H225ZM231 53V52H230ZM249 53V52H248ZM248 53H244V54H246V57L247 56H251V54L249 55ZM120 54V55H121ZM124 54V53H123ZM162 54V53H161ZM45 55V54H44ZM47 55V56H48ZM97 55V54H96ZM119 55V56H120ZM145 55V56H144ZM222 55V54H221ZM156 57L158 56V55H155ZM162 56V55H161ZM169 56V55H168ZM209 56V55H208ZM232 56H233V54H232ZM231 55H230V57H232ZM243 56V55H242ZM37 57H40L41 58V60H40V62L39 63H37V64H32L34 61H35V59L37 58ZM114 57H115V55H114ZM167 57V56H166ZM214 57V56H213ZM234 57V56H233ZM232 57V58H233ZM39 58V59H40ZM80 58V60L78 61V59ZM116 58V57H115ZM158 58V57H157ZM190 58V60H189V62H190V65H183V62H185L187 59H189ZM242 58V57H241ZM243 58H244V56H243ZM243 58H242V60L240 59V62L241 61H246L245 63H247L248 61L247 60H249V59H251V58H247L246 60H243ZM117 59V58H116ZM155 59V60H154ZM166 59V58H165ZM227 59V58H226ZM231 59V58H230ZM229 59V60H230ZM245 59V58H244ZM264 59V58H263ZM31 60V61H30ZM117 60H119V59H117ZM147 60H149V63L151 64V66H152V68H150V70H149V63H147ZM228 60V59H227ZM235 61L234 62H236V59H234ZM39 61V60H38ZM160 61H161V58H160ZM218 61H220V64H218ZM252 61V60H251ZM64 62H66V65H65V67L63 68V69H61V67H59V65H63V63ZM91 62H92V60H91ZM107 62V61H106ZM119 62H121V60L119 61ZM123 62V61H122ZM162 62V61H161ZM211 62V61H210ZM229 62V61H228ZM233 62V61H232ZM239 62V61H238ZM250 62V61H249ZM242 63V62H241ZM240 63V64H241ZM245 63H243V64H245ZM258 63V62H257ZM261 63V62H260ZM262 63H264V62H262ZM92 64V63H91ZM107 64V63H106ZM128 64V63H127ZM232 64V63H231ZM231 64H229V66L228 67H226L227 69V75H226V73L225 74H223L222 75V77L225 75V78L221 81V82H219V84H216V82L215 81H209L208 83L206 82H203V83H205L206 84V90H204V91H200L199 93H200V95L197 97V98H194L195 100H197V101H200V102H202L203 104V106L201 105V107H203L204 108V110H205V108H206V110H207V108L209 109V108H211V107H214V106H216V104H217V102L219 103L220 102V100H222V99H220L221 98V95H224V92H225V90L226 89H228L227 88V86L230 84V75H231V73H230V71H231V68H232V65ZM238 64V63H237ZM243 64H241V65H243ZM0 65H1V63H0ZM206 65V64H205ZM209 65V64H208ZM233 65H234V63H233ZM246 65V64H245ZM244 65V66H245ZM248 65H249V63H248ZM1 66H5L4 64H2ZM14 66V65H13ZM75 66L77 67L78 66V68L76 69L75 68ZM115 66V65H114ZM129 66V65H128ZM181 66H183V67H181ZM226 66V65H225ZM237 66H239V64L237 65ZM244 66H240V67H244ZM251 66V65H250ZM255 66H256V64H255ZM16 67V66H15ZM104 67V66H103ZM130 67H132V65H130ZM130 67H129V70H130ZM178 67H181V68H178ZM239 67V68H240ZM248 67V66H247ZM254 67V66H253ZM173 68H175V70H174V73L172 72L171 73V71H172V69ZM206 68H207V66H206ZM81 69V68H80ZM84 69V68H83ZM202 69V68H201ZM204 69H205V67H204ZM208 69V68H207ZM203 70V69H202ZM206 70V69H205ZM204 70V71H205ZM209 70V73H210V71H211V69H208ZM220 71H221V69H219ZM224 70H225V68H224ZM226 70H225V72H226ZM238 70V69H237ZM254 70V69H253ZM258 70H260V69H258ZM84 71H85V69H84ZM87 71V70H86ZM207 71V70H206ZM212 71H214V69L212 70ZM211 71V72H212ZM219 71V72H220ZM244 71V70H243ZM250 71V70H249ZM0 72H1V70H0ZM222 72H223V70H222ZM236 72V71H235ZM5 73V72H4ZM205 73H207V72H205ZM209 73H207L208 75H209ZM218 72H216V74H217ZM239 73V72H238ZM241 73V72H240ZM246 73V72H245ZM94 74V73H93ZM133 74V73H132ZM197 74V73H196ZM195 74V75H196ZM221 74V73H220ZM194 75V76H195ZM240 75H242V74H237V76L236 77H240ZM243 75H244V72H243ZM251 75H252V73H251ZM253 75H255L254 74V72H253ZM252 75V76H253ZM260 75V74H259ZM132 76V75H131ZM138 76H137V78H138ZM220 76V75H219ZM218 76V78H220ZM89 77V76H88ZM147 77H148V75H147ZM203 77V76H202ZM234 77V76H233ZM251 77V76H250ZM260 77V76H259ZM96 78V77H95ZM128 78V77H127ZM140 78V77H139ZM144 78H145V76H144ZM189 78H190V80H189ZM208 78V77H207ZM217 78V79H218ZM252 78V77H251ZM250 78V79H251ZM69 79V78H68ZM104 79V78H103ZM132 81L134 80V79H132V78H130ZM147 79V78H146ZM209 79V78H208ZM212 79V78H211ZM249 79V78H248ZM1 80V79H0ZM106 80V79H105ZM127 80H129V79H127ZM137 80V79H136ZM140 80H142V79H140ZM154 80V79H153ZM220 80V79H219ZM232 80H234V78L232 79ZM89 81V80H88ZM99 81V80H98ZM98 81H96V82H98ZM107 81V80H106ZM135 81V80H134ZM193 81V80H192ZM203 81V80H202ZM253 81H254V79H253ZM90 82V81H89ZM95 82V81H94ZM109 82V81H108ZM135 82H137V81H135ZM143 82H145V81H143ZM152 82V81H151ZM131 83V82H130ZM129 83V84H130ZM149 83H150V80H149ZM201 83V82H200ZM199 83V84H200ZM218 83V82H217ZM248 83H249V81H248ZM37 84V83H36ZM93 84V83H92ZM134 84V83H133ZM151 84V83H150ZM149 84V85H150ZM194 84V83H193ZM49 85V84H48ZM87 85V84H86ZM90 85V84H89ZM104 85V84H103ZM105 85H106V83H105ZM120 85H121V83H120ZM137 85H139V82H138V84ZM145 85V84H144ZM152 85H153V82H152ZM3 86V85H2ZM14 86V87H13ZM35 86V85H34ZM39 86H40V84H39ZM230 86V85H229ZM239 86V85H238ZM240 86H242V85H240ZM239 86V87H240ZM49 87V86H48ZM51 87V86H50ZM85 87V86H84ZM231 87V86H230ZM247 87V86H246ZM245 87V88H246ZM36 88V87H35ZM37 88H38V86H37ZM53 88H54V86H53ZM122 88H123V86H122ZM136 87H134V89H135ZM153 88V87H152ZM203 88V87H202ZM260 88V87H259ZM49 90V92H50V88H48ZM133 89V90H134ZM137 89H138V86H137ZM137 89H135L136 91H137ZM144 89V88H143ZM146 89V88H145ZM148 89H149V86H148ZM148 89H146L147 91H145L146 93L148 92ZM170 89V88H169ZM182 89V88H181ZM232 89V88H231ZM235 89V88H234ZM233 89V90H234ZM239 89V88H238ZM16 92L15 94H14V92ZM38 90V89H37ZM47 90V89H46ZM123 90V89H122ZM236 90H237V88H236ZM3 91V90H2ZM85 91H87V89L85 90ZM113 91V90H112ZM119 91H120V89H119ZM118 91V92H119ZM141 91V90H140ZM157 91H159V90H157ZM238 91V90H237ZM34 92H36V90H34ZM47 92V91H46ZM124 92V91H123ZM167 92H168V90H167ZM170 92H171V90H170ZM28 93V92H27ZM44 93V92H43ZM74 93L76 94V92L74 91ZM132 93V92H131ZM130 93V94H131ZM134 93V92H133ZM132 93V94H133ZM150 93H151V91H150ZM156 93V92H155ZM165 93V92H164ZM172 93V92H171ZM170 93V94H171ZM228 93V92H227ZM240 93L243 95V93L240 91ZM34 94V93H33ZM49 94V93H48ZM71 94V93H70ZM119 94H121V92H119ZM136 94V93H135ZM149 94V92L147 93V95ZM195 94V93H194ZM215 94V95H214ZM235 94V93H234ZM5 95V94H4ZM3 95V96H4ZM30 95V94H29ZM77 95V94H76ZM111 95V94H110ZM147 95H145V96H147ZM150 95V94H149ZM164 95V94H163ZM182 95L184 96V95H186V92H182ZM212 95H214V96H212ZM225 95H226V93H225ZM239 95V94H238ZM237 95V96H238ZM43 96H44V94H43ZM107 96H108V94H107ZM114 95H112V97H113ZM130 96V95H129ZM129 96H127V97H129ZM136 96V95H135ZM140 97H141V104L143 105V106H145V105H147V104H150L151 102L150 101H147V100H145V97H143L144 95L142 94V95H139ZM170 96V95H169ZM169 96H166V95H164V96H160L159 98L161 99V100H163L164 102H166V101H169L170 100V98H169ZM191 96V95H190ZM193 97H194V95H192ZM228 97H229V95H227ZM232 96V95H231ZM254 96H255V94H254ZM25 97V96H24ZM29 97V96H28ZM41 97V96H40ZM117 97H119L120 98V96L119 95H117ZM131 97V96H130ZM129 97V98H130ZM140 97H138V98H140ZM234 97V96H233ZM239 97V96H238ZM43 98V97H42ZM69 98H71V96L69 97ZM68 98V99H69ZM75 98V97H74ZM118 98V99H119ZM137 98V99H138ZM223 98V97H222ZM226 98V97H225ZM236 98V97H235ZM240 98H242L241 97V95H240ZM239 98V99H240ZM244 98V97H243ZM31 99V98H30ZM120 99H122V98H120ZM126 99V98H125ZM128 99V98H127ZM218 99H219V101H218ZM245 99H247V97H245ZM1 100V99H0ZM43 100V99H42ZM131 100H133V99H131ZM134 100H136V98L134 99ZM140 100V99H139ZM81 101V100H80ZM79 101V102H80ZM96 101V100H95ZM114 101V100H113ZM118 101V100H117ZM122 100H120V102H121ZM137 101V100H136ZM135 101V102H136ZM235 101V100H234ZM237 101H238V99H237ZM241 101V100H240ZM245 101H248V100H245ZM244 100H243V102H245ZM39 102V101H38ZM78 102V103H79ZM91 102V101H90ZM125 102V101H124ZM124 102L122 103V104H124ZM127 102H130V100L129 101H127ZM134 102V103H135ZM139 103H140V101H138ZM236 102V101H235ZM242 102V101H241ZM260 102V101H259ZM264 102V101H263ZM68 103H69V101H68ZM159 103V102H158ZM167 103V102H166ZM183 103V100H180V101H178L177 102V104L178 105H181ZM193 103V102H192ZM97 104V103H96ZM99 104V103H98ZM169 104V103H168ZM221 104H222V101H221ZM246 104V103H245ZM248 104V103H247ZM258 104V103H257ZM120 105V104H119ZM131 105H133V104H131ZM161 105V104H160ZM194 105V104H193ZM220 105V104H219ZM71 106H72V104H71ZM78 106V105H77ZM97 106V105H96ZM116 106V105H115ZM122 106V105H121ZM123 106H125V105H123ZM130 106V105H129ZM191 106V105H190ZM195 106V105H194ZM110 107H112V106H110ZM114 107V106H113ZM116 107H119V106H116ZM186 107V106H185ZM231 107V106H230ZM229 107V108H230ZM257 107H258V105H257ZM36 108V107H35ZM70 108H72V107H70ZM203 108H202V111H203ZM232 108V107H231ZM230 108V109H231ZM261 107L259 106V109H260ZM41 109V108H40ZM40 109H39V113H40ZM86 109V108H85ZM156 109H159V107H157V106H154V108L152 107V111H156ZM108 110V109H107ZM160 110V109H159ZM186 110H188L187 108H186ZM192 110V109H191ZM205 110V111H206ZM225 110V109H224ZM258 110V109H257ZM80 112V111H79ZM107 112V111H106ZM108 112H109V110H108ZM173 112V111H172ZM172 112H170V110L167 112V111H165L164 109H162V112L161 111H159V112H157L156 113V116H154L153 114H154V112L152 113V115L143 123V124H141V126H139L140 128H138V131L137 132H135L134 134H132V138H133V140L131 141V142H129V139L127 138V137H122L121 138V135H120V137H119V140H117V142H116V144H115V147H114V149H112L111 147H110V145H111V143H109V146H107V149L106 150H110L111 152H109V151H106L105 150V153H109L110 154V156L112 155L111 153H112V151H114V152H116V157L115 158H117L118 160H120V166H121V170H119V174L118 175H116V177H115V179H116V181L115 182H113V187L114 188H118V189H120L119 188V186L118 185H120L121 186V183H123L124 182V186L122 185V187H123V189H124V192H126V193H124V196L123 197H129L131 194H133V193H136L137 191H140V190H142L143 188H144V183H146V181L147 182H151L154 178H156V177H158L160 174L159 173H161V171H163V169H165L166 168V166H165V168H161L160 169V171H157V172H154L155 171V169L156 168H158L159 167V165H161V163H162V161H167V160H169V159H172V158H174L175 156H178L177 154H179L180 153V149L178 150V147L180 146V144H181V141H183V127L182 128H180V127H178V126H176V124H175V121H173L172 120V116H173V113ZM185 112V111H184ZM214 112V111H213ZM231 112H232V110H231ZM67 113V112H66ZM83 113V112H82ZM86 113V112H85ZM101 113V112H100ZM224 113V112H223ZM258 113H259V111H258ZM72 114H73V112H72ZM79 114V113H78ZM108 114V113H107ZM124 114V113H123ZM132 114V113H131ZM205 114H206V112H205ZM208 114V113H207ZM253 114V113H252ZM31 115V114H30ZM62 115V114H61ZM176 115V114H175ZM178 115V114H177ZM188 114H186V116H187ZM221 115V113L219 114V116ZM226 115V114H225ZM256 115V114H255ZM106 116V115H105ZM125 116H126V114H125ZM124 116V117H125ZM179 116V115H178ZM185 116V117H186ZM205 116V115H204ZM207 116V115H206ZM63 117V116H62ZM66 117V116H65ZM142 117V116H141ZM153 117H156L157 119H158V125L157 126H154L155 128L151 131V130H149V128H147V127H149V125H150V123L152 122L151 121V119L153 118ZM161 117V118H160ZM195 116H192L191 118H194ZM69 118V117H68ZM101 118V117H100ZM131 118H132V116H131ZM188 118V117H187ZM32 119V118H31ZM62 119V118H61ZM75 119V118H74ZM107 119V118H106ZM119 119V118H118ZM178 119V118H177ZM180 119V118H179ZM182 119H184V118H182ZM199 119V118H198ZM38 120V119H37ZM150 120V121H149ZM253 120V119H252ZM260 120V119H259ZM56 121V120H55ZM68 121V120H67ZM66 121V122H67ZM206 121V120H205ZM30 122V121H29ZM62 122V121H61ZM181 122V121H180ZM54 123V122H53ZM182 123V122H181ZM198 123V122H197ZM260 123V122H259ZM43 124V123H42ZM50 124H52V123H50ZM64 124V126H65V123H63ZM71 124H74V123H72V121H71ZM78 124V123H77ZM132 124V123H131ZM228 124V123H227ZM250 124V123H249ZM257 124V123H256ZM69 125V124H68ZM67 125V126H68ZM75 125V124H74ZM74 125H73V127H74ZM124 125H126V123L124 124ZM133 125V124H132ZM146 125V126H145ZM194 125V124H193ZM230 125V124H229ZM228 125V126H229ZM232 125V124H231ZM109 126V125H108ZM234 126V125H233ZM34 127V126H33ZM37 127L38 126H36V127H34V132L37 130ZM42 127V126H41ZM72 127V126H71ZM72 127V128H73ZM77 127V126H76ZM75 127V128H76ZM79 127V126H78ZM106 127V126H105ZM111 127V126H110ZM197 127V129L196 130H198V128H200V127H198V126H196ZM209 127V126H208ZM222 127V126H221ZM101 128V127H100ZM129 128V127H128ZM213 128V127H212ZM26 129H28L29 130V127L28 128H26ZM32 129V128H31ZM77 129V128H76ZM75 129V130H76ZM187 129V128H186ZM251 129V128H250ZM32 130V131H33ZM55 130H56V128H55ZM71 130V129H70ZM75 130H74V132H75ZM79 130V129H78ZM77 130V131H78ZM188 130V129H187ZM195 130V132H197ZM200 130V129H199ZM231 130V129H230ZM77 131H76V134H77ZM96 131V130H95ZM120 131H121V129H120ZM123 131V130H122ZM128 131V130H127ZM176 131V135H174V136H171V134L173 133V132H175ZM20 132H23V131H20ZM42 132V131H41ZM65 132V131H64ZM102 132V131H101ZM186 132V131H185ZM184 132V133H185ZM192 132H194V130L192 131ZM191 132V133H192ZM195 132L193 133L194 135H195ZM232 132H233V130H232ZM235 132V131H234ZM233 132V133H234ZM62 133L63 132H61V135H62ZM71 133V132H70ZM80 133V132H79ZM78 133V134H79ZM96 133V132H95ZM121 132H119V134H120ZM124 133V132H123ZM127 133V132H126ZM200 133V132H199ZM249 133V132H248ZM32 134V133H31ZM38 134H39V132H38ZM42 134V133H41ZM73 134V133H72ZM81 134V133H80ZM94 134V133H93ZM193 134H189L190 136H192L193 137ZM259 134V133H258ZM264 134V133H263ZM25 135V134H24ZM45 135V134H44ZM86 135V134H85ZM90 135V134H89ZM126 135V134H125ZM196 135H197V133H196ZM25 136H27V132H26V135ZM41 136V135H40ZM39 136V137H40ZM49 136V135H48ZM59 135H57L56 136V134L53 136L52 135V137H58ZM74 136H75V133H74ZM73 136V137H74ZM90 136H92V135H90ZM89 136V137H90ZM94 136V135H93ZM115 136H117V134L115 135ZM198 136V135H197ZM231 136V135H230ZM24 137V136H23ZM28 137V136H27ZM82 137V136H81ZM81 137H80V135H79V139H81ZM262 137V136H261ZM42 138V137H41ZM47 138V137H46ZM60 138V137H59ZM58 138V139H59ZM92 138V137H91ZM113 138V137H112ZM115 139H116V137H114ZM189 138H191V137H189ZM48 139V138H47ZM50 139V138H49ZM57 139V140H58ZM104 139V138H103ZM102 139V140H103ZM106 139H107V137H106ZM108 139H109V137H108ZM194 139V138H193ZM193 139H191V140H193ZM232 139V138H231ZM247 139V138H246ZM245 139V140H246ZM17 140H19V138L17 137V139L15 140V141H17ZM38 140V139H37ZM43 140V139H42ZM54 139H52L51 141H53ZM68 140V139H67ZM88 140V139H87ZM92 140V139H91ZM95 140V139H94ZM114 140V139H113ZM197 140V139H196ZM251 140V139H250ZM98 141V140H97ZM106 140H104V142H105ZM108 141V140H107ZM114 141H116V140H114ZM219 141V140H218ZM54 142V141H53ZM90 142V141H89ZM89 142L87 143V144H89ZM111 142V141H110ZM15 143V142H14ZM18 143V142H17ZM44 143V142H43ZM49 143V142H48ZM56 143H59V141H56L55 140V145H57ZM78 143V142H77ZM81 143H82V140H81ZM97 143H99L98 144V146H100V148L102 149H104L105 147H104V145H102L99 141L97 142ZM42 144V143H41ZM73 144V143H72ZM71 143H70V141H64V144L62 145V143L59 145V148L60 147H64V146H66V149H64L63 148V150H70L71 148L73 149V147H75V146H73ZM75 144V143H74ZM83 144V143H82ZM81 144V145H82ZM105 144H106V142H105ZM113 144V145H114ZM257 144V143H256ZM15 145V144H14ZM47 145V144H46ZM76 145V144H75ZM78 145V144H77ZM101 145L103 146V147H101ZM34 146H35V143H34ZM83 146V145H82ZM214 146V145H213ZM10 147V146H9ZM47 147V146H46ZM45 147V148H46ZM53 147V146H52ZM55 147V146H54ZM78 147H81L80 145L79 146H77L76 148H78ZM84 148H85V146H83ZM83 147H81V149L83 148ZM88 147V146H87ZM111 148V149H108V148ZM216 147H218V146H216ZM259 147V146H258ZM12 148V147H11ZM38 148V147H37ZM49 148V147H48ZM89 148V147H88ZM55 149V148H54ZM78 149H80V148H78ZM186 149V148H185ZM211 149V148H210ZM215 149V148H214ZM41 150V149H40ZM44 150H46V149H44ZM50 150V149H49ZM74 150H77V149H74ZM73 150V151H74ZM84 149H82L81 151H83ZM85 150H87L88 151V149L86 148ZM205 151H206V146H205V149H204ZM212 150V149H211ZM216 150V149H215ZM56 151V150H55ZM61 151V150H60ZM59 151V152H60ZM72 150L70 151L71 153L73 152ZM103 151V150H102ZM217 151V150H216ZM8 152V151H7ZM6 152V153H7ZM28 152V151H27ZM27 152H25L24 151V148L22 147V145L21 144H18V145H16V146H14V149H12V152L11 153H9V154H11L10 155V161L11 162H13V161H18L17 163L19 164V166H20V168H18L19 169V172L20 171H22L23 172V174H22V172H18V171H16L17 172V174L18 175H16V173L14 174V175H16V177L15 178H13V180H12V184H11V186H10V189H11V192L15 195L17 192L18 193H20L22 190H25V189H28L29 187H37L38 185H39V180L37 179V176H38V169H36L37 167H35V162H37V164H39L40 165V163L42 164V165H40V166H43L42 168H43V170H45L46 168H48V166H47V164L45 163V162H43V161H39V160H36L35 161V159H33V160H29L28 158H26V153ZM41 152V151H40ZM39 152V153H40ZM45 152V151H44ZM44 152H43V154H44ZM64 152V151H63ZM75 152V151H74ZM189 152V151H188ZM263 152V151H262ZM5 153V152H4ZM4 153H2V154H4ZM5 153V154H6ZM69 153V152H68ZM76 153V155H77V152H75ZM79 153V152H78ZM185 153H187V152H184L183 154H185ZM207 153V152H206ZM4 154V155H5ZM34 154V153H33ZM80 154H82V152L80 153ZM87 155H89L88 154V152L86 153ZM109 154H107V155H109ZM147 154H150L149 156H146ZM36 155V154H35ZM47 155H49V153L47 154ZM62 155V154H61ZM106 155V154H105ZM114 155V156H115ZM180 155H182V154H180ZM7 157L9 156L8 154L6 155ZM30 156H32V154L30 155ZM34 156V155H33ZM38 156V155H37ZM67 155H65V157H66ZM70 156V155H69ZM69 156H67V157H69ZM79 156V155H78ZM160 157L159 158V160H157V161H159V162H157L156 164H150V162L149 161H152L153 159H155V157ZM206 156L208 157L209 156V154H206ZM2 157H4V156H2ZM6 157V158H7ZM28 157V156H27ZM48 157V156H47ZM49 157H50V155H49ZM58 157V156H57ZM60 157V156H59ZM80 157V156H79ZM9 158V157H8ZM41 158V157H40ZM72 158V157H71ZM81 158H84V157H81ZM110 158V157H109ZM177 158H179V157H177ZM3 159V158H2ZM47 159V158H46ZM59 159V158H58ZM66 159V158H65ZM65 159H64V161H65ZM70 159V158H69ZM88 159H89V157H88ZM88 159H84L85 161H87ZM91 159V158H90ZM112 159H113V157H112ZM209 159V158H208ZM1 160V159H0ZM4 160V159H3ZM72 159H70V161H71ZM79 160V159H78ZM77 159H75V162H77L78 161ZM114 160V159H113ZM116 160V159H115ZM179 160V159H178ZM2 161V160H1ZM67 161H69V160H67ZM66 161V162H67ZM69 161V162H70ZM142 161V162H141ZM186 161V160H185ZM256 161V160H255ZM5 163H6V161H4ZM59 162V161H58ZM73 160L71 161V163L73 164ZM112 162H114V161H112ZM161 162V163H160ZM173 162V161H172ZM221 162V161H220ZM223 162V161H222ZM3 163V162H2ZM4 163V164H5ZM84 162L82 161V164H83ZM154 163V162H153ZM4 164H3V171L5 170V168H4ZM36 164V165H37ZM59 164H62V162H60ZM63 164H64V162H63ZM86 162L83 164V166L85 165L86 166ZM167 164H168V162H167ZM38 165V166H39ZM55 165V164H54ZM57 165H58V163H57ZM69 165H71L70 163L68 164V166ZM89 165H90V162H89ZM138 165V166H137ZM144 165H147V166H150V167H146L145 168V171H143L142 169H143V167H144ZM218 165H219V163H218ZM18 166V167H19ZM39 166V167H40ZM59 166H61V165H59ZM59 166H57V167H59ZM75 165H73V167H74ZM137 166V167H136ZM2 167H0V169L2 168ZM34 167V168H33ZM62 167V166H61ZM70 167V166H69ZM68 167V168H69ZM77 167V166H76ZM109 167H110V165H109ZM108 167V168H109ZM169 167V166H168ZM227 167V166H226ZM41 168V169H42ZM60 168V167H59ZM67 168V169H68ZM86 168V167H85ZM88 168V167H87ZM91 168V167H90ZM107 168V169H108ZM180 168V167H179ZM21 169V170H20ZM49 169V168H48ZM47 169V170H48ZM61 169V168H60ZM77 170H74V171H78V172H80V174H81V172L82 171H79L81 168H79V167H77L76 168ZM107 169H105V170H102L101 172L102 173H100V175L92 182V183H88V184H86V185H82L81 186V188H78L76 191L78 192V194L75 192V191H73V192H75L76 194H77V197H73V198H75L77 201H78V205H76V206H79V208H77L76 209V211L78 212V209H80L79 210V216H81L82 214L80 213V212H82L83 211V213H84V211L85 212H87V215H88V213H89V216H90V218L89 219H85L84 217V219H81V221L79 222V220H78V218L79 217H76L74 214H69V212H67V211H65V212H63V213H61V214H59L58 215V217H57V219L53 222L52 221V225L51 226H46V228H43V229H37L38 231H37V233H34V234H32L31 233V231L32 230H30V235L29 236H27V234L25 235V234H22L21 232V234L19 233H17L18 235H15V236H13L11 233V235H9V234H7L9 231H7V233H5L6 231H5V229H3V231H5V232H3V236L6 238V239H8V245L7 246H5V249H2V252H1V254H0V257H3L4 259L5 258H7L3 263L5 264V262H6V264L7 263H9V264H40V263H42V261L44 260V259H48V260H58V259H62V258H65V257H67L68 255H75L76 256V254H78V253H80L81 251H80V249L82 248V247H90V246H94V245H99V244H101L102 242H106V239L108 240V237H110V236H112L113 234L115 235L114 237H115V240H119V243L118 244H116V245H112L111 244V246H110V248L107 250V252L106 251H102V254H104V253H107L106 254V256L104 257V255L102 256V257H100L99 259H97V260H95L94 259V261H95V264H106L108 261H111V263L112 264H128V263H132V262H134V259L136 258V257H138V256H142V255H146V258H149V256H147V254H148V250H146V248L148 247V244H150L151 245V242H150V236H156L157 234H163V232H167L168 230H171V233H168V234H170V237L172 236L171 234H173L174 232H175V230H173L174 229V227H175V225L176 224H178V221L179 220H181L182 218L183 219H185V218H188V217H190V216H187V215H185V213H184V211H183V208H177V204H175V205H171V206H162V205H159V206H157L156 207V209L155 210H153V211H151L150 212V214L152 215L151 217H154V220L155 221H153L152 222V224H149L150 225V227H145V226H141L140 228H138V229H136V230H134V231H129V232H123V233H121L120 232V234H118L117 235V231H115L116 230V228H117V224H118V222H119V218H117V216L119 215L120 216V212L122 211V213H124V212H126V210L127 209H124V207L123 206H121L119 203H118V201L116 200V196H115V194L118 192L117 190H116V192L115 191H113V189H111V190H109V191H107V190H105L106 188H108L109 187V182L110 181H108L107 183H106V181L104 180V175H108L107 173H106V171L108 172L109 171V169L107 170ZM218 169V168H217ZM261 169H263V171H261ZM47 170L45 171V172H43V173H45L46 174V172H47ZM52 170V169H51ZM56 170V169H55ZM72 170V169H71ZM1 171V170H0ZM6 171V170H5ZM49 171V170H48ZM74 171H72V172H74ZM85 171V170H84ZM83 171V172H84ZM52 172V171H51ZM51 172H50V174H51ZM66 172H67V170H66ZM75 172V173H76ZM77 172V173H78ZM165 173H166V171H164ZM58 173V172H57ZM70 173V172H69ZM85 173V172H84ZM83 173V174H84ZM87 173V172H86ZM106 173V174H105ZM155 173V174H154ZM163 173V172H162ZM164 173V174H165ZM180 173V172H179ZM219 173H220V169H219ZM5 174H6V172H5ZM264 174V160L260 163V164H258V170H257V178H259V179H262V178H264V176H262ZM47 175V174H46ZM52 175H54V177H56V176H58V175H56L55 176V173L54 174H52ZM69 175V174H68ZM72 175V174H71ZM70 175V176H71ZM75 174H73L72 176L74 177L73 178V180L74 179H79V177H80V175H79V177L77 178V176L75 175ZM110 175V174H109ZM135 175H138V176H136L135 177ZM222 175H224L223 174V172H222ZM48 176V175H47ZM46 176V177H47ZM84 176V175H83ZM83 176H81V177H83ZM6 176H4V178H5ZM28 177V178H27ZM67 177V176H66ZM7 178V177H6ZM5 178V179H6ZM44 178H45V176H44ZM47 178H49V177H47ZM112 178V177H111ZM132 178H135L133 181L131 180ZM159 178V177H158ZM220 178H221V176H220ZM23 179H25V180H23ZM83 179H84V177H83ZM82 179V180H83ZM85 179H86V177H85ZM233 179V178H232ZM4 180V179H3ZM2 180V181H3ZM8 179H6V181H7ZM58 180V179H57ZM62 180H64V179H62ZM61 180V181H62ZM123 180V181H122ZM157 180H159V179H157ZM175 180V179H174ZM10 181V180H9ZM64 181H66V179L64 180ZM63 181V182H64ZM68 181V180H67ZM160 181V180H159ZM222 181V180H221ZM232 181H235V180H232ZM263 182H262V184L261 185H259L258 186V189L259 190H257V192H258V200L256 201V204H257V206H255V201H254V199L252 198V196H250V195H248L247 193H245V192H243V193H241L240 195H238L235 199H238L240 196H242V197H246L247 199H248V202H249V206L250 207H252L253 209H256V222H257V224L260 226V230H250V235L249 234H239V233H234L233 234V239H232V241H230V244H232L231 246H229V245H226L221 239H218L217 241V243L215 244V248L217 249L216 251H222V250H226L227 251V247L228 248H231L232 250H234L235 251V254H236V257H237V261H236V263L235 264H264V180H262ZM39 182V183H38ZM42 182V181H41ZM60 182V181H59ZM154 182H157L155 179H154ZM160 182H162V181H160ZM241 182V181H240ZM5 183V182H4ZM3 183V184H4ZM73 183H74V181H73ZM84 183V182H83ZM223 183H225V182H223ZM222 183V184H223ZM234 183V182H233ZM40 184H42V183H40ZM64 184V183H63ZM66 184H68V183H66ZM65 184V185H66ZM81 184V183H80ZM155 184V183H154ZM161 184V183H160ZM227 184V183H226ZM37 185V186H36ZM53 185V184H52ZM60 185V184H59ZM152 185V184H151ZM231 185V184H230ZM230 185H228V186H230ZM54 186V185H53ZM58 186V185H57ZM56 185H55V187H57ZM63 186V185H62ZM61 186V187H62ZM67 186V185H66ZM70 186V185H69ZM80 185H78V187H79ZM224 186V185H223ZM232 186V185H231ZM230 186V187H231ZM39 187V186H38ZM73 187V186H72ZM77 186H74L73 188H76ZM158 187H159V185H158ZM161 187V186H160ZM226 187V186H225ZM241 187V186H240ZM239 186H234V187H232V189H233V191H238L239 190V188H240ZM51 188H52V186H51ZM59 187H57V189H58ZM151 188V187H150ZM162 188V187H161ZM189 188V187H188ZM49 189V188H48ZM153 189V188H152ZM159 189V188H158ZM231 189V188H230ZM238 189V190H237ZM34 190V189H33ZM36 190H37V188H36ZM62 190V189H61ZM69 190V189H68ZM71 190H72V188H71ZM71 190H70V192H71ZM74 190V189H73ZM115 190V189H114ZM150 190V189H149ZM175 190V189H174ZM189 190V189H188ZM38 191V190H37ZM51 191H52V189H51ZM97 191H99V193L98 194H96L97 193ZM145 191V190H144ZM154 191H156V190H154ZM54 192H55V189H54ZM68 192V191H67ZM66 192V193H67ZM73 192H71L72 194H73V196H74V194L75 193H73ZM90 192H95L94 193V195L92 196H90V194H88V193H90ZM143 192V191H142ZM146 192V191H145ZM145 192H143V194H144V196H146L147 194H145ZM150 192H151V190H150ZM6 193V192H5ZM47 194H48V196L50 195L49 193H51V192H49L48 193V191L46 192ZM100 193H101V195H100ZM139 193V192H138ZM156 193V192H155ZM185 193H186V191H185ZM189 192H187V194H188ZM191 193V192H190ZM189 193V194H190ZM232 193H235V192H232ZM35 194H37V193H35ZM52 194V193H51ZM54 194V193H53ZM68 194V193H67ZM67 194H65V197H67L66 195ZM72 194H71V196H72ZM137 194V193H136ZM2 195V194H1ZM70 195V194H69ZM139 196H141L142 194H138ZM136 196L134 199L136 200L137 198H139V196ZM5 196H6V194H5ZM16 196V195H15ZM39 196V194H37V196L35 197V198H37ZM46 196V195H45ZM182 196V195H181ZM187 196V195H186ZM8 197H10V196H8ZM25 197H27L28 198V196H25ZM40 197V196H39ZM39 197H38V199H39ZM52 197V196H51ZM51 197H49L50 199H51ZM54 197V196H53ZM0 198L2 199L3 198V200H4V197H3V195L2 196H0ZM14 198V197H13ZM22 198V197H21ZM30 198V197H29ZM34 198V199H35ZM43 198V197H42ZM46 198V197H45ZM68 198H71V197H68ZM122 198V197H121ZM131 198V197H130ZM10 199H11V197H10ZM19 199H20V197H19ZM25 199V198H24ZM31 199V198H30ZM49 199V200H50ZM55 199V198H54ZM65 199V198H64ZM74 199V200H75ZM140 199V198H139ZM3 200H1V201H3ZM16 200V198L14 199V201ZM63 200V199H62ZM234 200V199H233ZM11 201L12 202H14L12 199H11ZM11 201H9V203L11 202ZM16 201H18L19 202V200L17 199ZM31 201H33V199L31 200ZM66 201H68L67 199H66ZM65 201V202H66ZM134 201V200H133ZM12 202H11V204H12ZM21 203H24L25 204V201H20ZM70 202V201H69ZM1 203V202H0ZM19 204L20 206L22 205V204ZM33 203V205L31 206V210H33V211H38L39 209H40V204H41V201L39 202H36V203H34V202H32ZM61 203L63 204H61L62 206H64V202H62L61 201ZM68 203V202H67ZM72 202H70L69 204H71ZM135 203V202H134ZM177 203V202H176ZM2 204H4V202H2ZM1 204V205H2ZM74 204H76L75 203V201H74ZM74 204H73V206H74ZM122 204V203H121ZM28 205V204H27ZM42 205H45V203L43 204V201H42V204H41V206ZM129 205H130V203H129ZM9 206H11V205H8V204H6V208L7 207H9ZM14 206V205H13ZM24 206V205H23ZM22 206V207H23ZM3 207V206H2ZM2 207H0V209L2 208ZM15 207V206H14ZM13 207V208H14ZM26 207V206H25ZM24 207V208H25ZM58 207H60V206H58ZM69 207V206H68ZM129 207V206H128ZM4 208H5V205H4ZM57 208V207H56ZM19 209V208H18ZM30 209V208H29ZM70 209H71V206H70ZM130 209H132V206H130ZM130 209L128 210L129 212H130ZM2 211L4 210V209H1ZM0 210V212H2ZM12 210H14V211H17V210H15V208L14 209H12L11 208V211ZM20 210V209H19ZM24 210V209H23ZM26 210V209H25ZM28 210V209H27ZM69 210V209H68ZM14 211H13V213H14ZM21 211V210H20ZM19 211V212H20ZM30 211V210H29ZM41 211V210H40ZM55 211H56V209H55ZM140 211V210H139ZM18 212V211H17ZM18 212V213H19ZM54 212V211H53ZM73 212V211H72ZM77 212H75L74 211V213H77ZM147 212H148V208L147 209H145L144 211H142V213H137V215L135 216V220L136 219H138V218H140V217H142L143 215H145V214H147ZM5 213H6V211H5ZM28 213V212H27ZM29 213H33V212H29ZM35 213V212H34ZM33 213V214H34ZM57 213V212H56ZM128 213V212H127ZM177 213V214H176ZM81 214V215H80ZM176 214V215H175ZM1 215H2V213H1ZM9 215V214H8ZM16 215V214H15ZM77 215V214H76ZM123 215H125V216H123V218H124V220L126 221V222H128L129 220H131V218H130V216L129 217H127V215L126 214H123ZM129 215V214H128ZM190 215V214H189ZM3 216V215H2ZM10 216V215H9ZM21 216H22V214H21ZM34 216V215H33ZM40 216V215H39ZM23 217H24V215H23ZM82 217V216H81ZM143 217H145L146 218V216H143ZM151 217H148V218H150L151 219ZM18 218V217H17ZM33 218V217H32ZM39 218V217H38ZM156 218V219H155ZM209 218V217H208ZM2 219H4V217L2 218ZM1 219V220H2ZM7 219V218H6ZM6 219H4V220H6ZM18 219H22V218H18ZM17 219V220H18ZM42 219V218H41ZM132 219H133V217H132ZM149 219V220H150ZM207 219V218H206ZM3 220V222H5ZM16 220V218L14 219V221ZM20 220H18V221H20ZM40 219H38V221H39ZM51 220V219H50ZM123 220V221H124ZM134 220V219H133ZM143 220H146V219H143ZM177 220V221H176ZM190 220V219H189ZM216 220V219H215ZM13 221V222H14ZM30 221V220H29ZM37 221V220H36ZM37 221V222H38ZM182 221V220H181ZM247 221V219H243L241 222H246ZM16 222V221H15ZM125 222V223H126ZM132 222V221H131ZM131 222H128V223H131ZM134 222V221H133ZM144 222V221H143ZM26 223V222H25ZM25 223L23 224V225H25ZM122 223V222H121ZM125 223H123L124 224V226H125ZM194 223V222H193ZM218 223V222H217ZM0 224H1V221H0ZM3 224V223H2ZM1 224V225H2ZM16 224V223H15ZM21 224V225H22ZM175 224V225H174ZM238 224V223H237ZM236 224V227L238 226ZM1 225H0V227H1ZM4 225V224H3ZM119 225V224H118ZM122 225V224H121ZM169 225L171 226V225H174V227H169ZM181 225H185V224H181ZM180 224H178V226H181ZM12 226V225H11ZM158 226H162V228H164V231H162V232H160V230L159 231H157L158 230ZM177 226V227H178ZM218 226L220 227V229H221V226L219 225V223H218ZM7 226H5V228H6ZM9 227V226H8ZM40 227V226H39ZM11 229V228H10ZM18 229V228H17ZM122 230H126L125 228L124 229H122ZM163 230V229H162ZM196 230V229H195ZM11 231H13V230H11ZM27 232V231H26ZM176 232H179V234L180 233H182L183 231L182 230H179V229H177V231ZM1 234V233H0ZM130 234H133L131 237L129 236ZM176 235V234H175ZM17 236V237H16ZM184 236V235H183ZM186 238V237H185ZM184 238V239H185ZM33 239V240H32ZM112 239V238H111ZM110 240V239H109ZM56 241H58L59 242V245L58 246H49L50 244H52L53 242H56ZM2 242L4 243V241L2 240ZM5 242H6V240H5ZM110 243H112L111 241H109ZM178 242H182L181 240L180 241H178ZM203 242H205V241H203ZM2 243V244H3ZM1 244V245H2ZM49 244V245H48ZM106 244H109V243H106ZM185 244H187V243H185ZM206 244V243H205ZM209 244V243H208ZM180 246H184L183 244L182 245H180ZM206 246V245H205ZM214 246V245H213ZM101 247V246H100ZM181 247V248H182ZM92 248V247H91ZM96 248V247H95ZM98 248V247H97ZM1 249V248H0ZM88 249V248H87ZM180 249V248H179ZM86 250V249H85ZM84 250V251H85ZM90 250V249H89ZM92 250V249H91ZM96 250V249H95ZM151 250V249H150ZM155 249L153 248L152 250H151V252H153ZM82 251H83V249H82ZM177 251V249L175 250V252ZM194 251V250H193ZM193 251H187V249H186V251H182L181 249H180V251L179 252H177L178 253V257H179V261H178V264H185L186 262H188L187 264H197V263H202V261H203V256L202 255H200V257L197 259V261L195 260V259H193V256H194V252ZM98 252V251H97ZM104 252V253H103ZM147 252V253H146ZM151 252H149V253H151ZM85 253V252H84ZM146 253V254H145ZM152 254V253H151ZM86 255V254H85ZM93 256H95V255H93ZM152 256V255H151ZM69 257H72V256H69ZM177 257V258H178ZM3 258H1L2 260H3ZM32 259V260H29V259ZM68 258V257H67ZM88 258V257H87ZM69 259V258H68ZM73 259V258H72ZM141 259V258H140ZM153 260V259H152ZM177 259H176V257H175V261H176ZM28 261H30V262H28ZM64 261H65V259H64ZM68 261V260H67ZM144 261V260H143ZM146 261V260H145ZM196 261V262H195ZM86 262H87V260H86V258H84V257H81V256H76V259L75 260H70V262L69 263H65V262H62V261H60V262H58V263H56V264H86ZM47 263V262H46ZM54 263V264H55ZM142 263V262H141ZM144 263V262H143ZM142 263V264H143ZM53 264V263H52ZM145 264V263H144ZM146 264H164V263H162V262H159L158 261V259L157 260H155V261H152V262H147Z\"/></svg>",
	"mask_w": 264,
	"mask_h": 264
},
{
	"label": "built area",
	"instance_id": "obj_3",
	"mask_svg": "<svg viewBox=\"0 0 264 264\" xmlns=\"http://www.w3.org/2000/svg\"><path fill=\"white\" fill-rule=\"evenodd\" d=\"M250 202V201H249ZM248 199L240 196L228 203L217 204L213 208L214 217L221 226L223 234H230L236 229V224L244 218L247 219L253 208L249 206Z\"/></svg>",
	"mask_w": 264,
	"mask_h": 264
}]
</instances>
